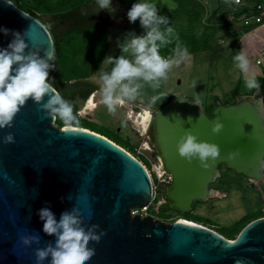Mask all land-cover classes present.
Listing matches in <instances>:
<instances>
[{"label":"water","instance_id":"95a60500","mask_svg":"<svg viewBox=\"0 0 264 264\" xmlns=\"http://www.w3.org/2000/svg\"><path fill=\"white\" fill-rule=\"evenodd\" d=\"M11 3L0 0V28L11 30L8 35L0 32V48L7 47L12 32L28 31L29 48H39L41 57L50 53L54 64L56 35L47 24L53 15L38 18ZM261 101L262 96H246L219 102L207 112L199 100L177 93L156 110L149 108L154 147L172 176L159 188L171 210L188 213L195 203L208 201L222 164L251 182L264 181L258 159L264 158V120L257 111ZM216 118L224 123L219 134L211 130ZM61 128L29 99L12 127L0 129V264H36L34 250L55 243V236L43 232L38 212L44 207L57 221L62 212L79 207L86 228L98 224L97 232L104 231L99 243L90 242L95 255L86 264H264V216L229 239L185 218L167 221L153 214H132L133 208L149 205L154 198L147 165L101 133L80 126L75 132ZM185 131L220 146V156L209 167L178 154L177 141ZM9 132L15 143L5 144L3 137ZM237 150L239 155L230 158ZM28 234H39L40 244L24 246L20 237Z\"/></svg>","mask_w":264,"mask_h":264},{"label":"clouds","instance_id":"9594fccd","mask_svg":"<svg viewBox=\"0 0 264 264\" xmlns=\"http://www.w3.org/2000/svg\"><path fill=\"white\" fill-rule=\"evenodd\" d=\"M5 2L13 6L11 0ZM99 10L114 11L112 0H95ZM236 4L240 0H235ZM130 23L137 20L144 29L143 34L135 32L118 45L121 54L107 55L102 63L112 65L110 70L103 68L94 77L99 86L98 104L104 105L109 113L115 114L118 107L136 100L145 84L153 89L160 86V81L167 78L168 71L174 64L188 58L187 48H181L177 43L174 59L165 58L160 54V48L172 43L174 29L169 25L167 17L159 15L155 4L150 2L132 3L127 11ZM11 30L0 28V32L8 35ZM13 39L6 48H0V129L12 127L14 117L31 99L39 105L46 116L51 117L53 124L57 120L62 122L61 131L75 132L78 130L79 117L83 113H76L72 104L65 100L60 92L50 82V70L55 65L50 63L52 55L45 52L41 57L40 49H30L25 37L28 31L12 32ZM26 49L28 51L26 52ZM237 67L244 73L249 72L250 62L242 51L234 57ZM54 80V78H53ZM248 90L259 91L260 85L255 74L248 75L245 80ZM47 96V102L44 97ZM159 96L151 97V103L159 100ZM96 107L97 104L92 105ZM258 114L264 120V101L259 102ZM191 117H189V120ZM224 129V123L216 118L212 121V132L219 134ZM3 143H15L14 134L9 132L3 137ZM178 154L191 162L198 159L204 168L210 166L220 156L221 149L216 143L199 140L191 131H185L177 141ZM239 155V151L229 153L230 158ZM260 159V167L264 169V158ZM43 223V232L55 236L56 240L47 243L45 247L34 250L36 264L51 257L50 264H86L94 255L95 248L89 247L90 242L99 243L105 234L103 230L97 232L98 224L84 226V217L79 207L61 213L59 221L48 207L38 212ZM26 247L40 244L39 234H28L20 237Z\"/></svg>","mask_w":264,"mask_h":264},{"label":"rangeland","instance_id":"374dc122","mask_svg":"<svg viewBox=\"0 0 264 264\" xmlns=\"http://www.w3.org/2000/svg\"><path fill=\"white\" fill-rule=\"evenodd\" d=\"M112 1L117 8L122 9L124 14L117 24L109 25L106 29L102 28V30L97 29L96 27H91L92 31H74L69 33L67 40L71 41L78 37L87 43L86 41L89 38L88 34H99V36L106 34L109 40V49L106 56L120 55L121 52L118 45L124 42L130 33L135 32L137 35H140L144 32V29L140 26L138 20L135 23H130L128 21L127 11L132 3L145 2V0H129V2H125L124 0ZM204 1L209 9L208 15L215 16L216 21L221 24V31H223L224 34H221L219 42L221 48L226 47L228 43L227 40L231 37L228 33L233 27V23H237L236 21L234 22L236 18L233 12L239 10L242 6H247V0L240 1L239 5H234L228 0ZM146 2L155 4L159 15L165 17L178 5L177 0H146ZM234 44V42H229L227 47L224 50H221V54L231 51L233 47H236ZM65 45L68 50L76 54L78 53L77 51H80L83 48L81 44H73L70 42ZM236 55L237 50H235L234 56ZM75 56L76 55L73 54L72 58L76 59ZM211 56L212 54L209 51H198L188 55L187 59L181 61L179 64L173 65L167 73V78L160 81V86L158 88L153 89L145 84L140 90V95L136 100L127 102L124 106L118 107L115 114L109 113L104 105L98 104L100 98L98 92L94 97L97 106L88 107L84 111L81 110L83 115L80 117L92 121L95 124V128L103 129L108 136L119 143L120 139L123 138L133 146L137 147V151L140 154L147 155L152 162V166L150 168L147 167L154 178L158 171V165L161 164L160 158L155 154L154 142L150 131L151 127L148 126L147 129H144L137 119V114L144 111L145 108L156 110L170 99V95L173 96L177 93L185 94L197 100L200 99L202 101L200 102L205 104L206 94H208L210 86L216 82L220 67L219 62L216 64V67L214 66V63L209 62ZM223 57H225V55L220 57V61L225 59H222ZM174 58L175 56H169V59ZM225 61H229V59ZM111 67L112 65H104L102 63L101 68L93 73L94 77L99 74L102 68L104 70H110ZM54 83L55 80L53 84ZM219 84L220 88L223 89L222 84ZM55 87L57 88V86ZM153 96L160 97V99L154 104L151 103V97ZM205 109L208 110L207 107H205ZM134 156L141 160L139 154H135ZM220 168L221 174L223 172L224 175H221L219 177L220 179L211 185L213 195L208 201L196 203L194 207L195 213L206 216L216 223V226H211L215 229H218V225L221 227L233 226L248 213L253 214L257 211L260 212L262 207L264 209V198H262L258 192H252V189L248 186L249 184H247L249 182L247 177L238 174L235 171L226 169L225 164H222ZM159 198L163 200L158 194L157 199ZM169 214L170 216L167 221L181 218V215L175 211H170ZM154 216L157 217V215ZM220 230L225 232L223 228Z\"/></svg>","mask_w":264,"mask_h":264},{"label":"trees","instance_id":"16d2710c","mask_svg":"<svg viewBox=\"0 0 264 264\" xmlns=\"http://www.w3.org/2000/svg\"><path fill=\"white\" fill-rule=\"evenodd\" d=\"M16 4H18L22 9L29 12L30 14L40 18L44 14H65L71 10H75L81 6L92 2L93 0H13ZM125 2H129V0H124ZM178 5L175 7L166 17L169 20V25L174 29V36L172 37V43L162 46L160 48V54L162 56L171 55L174 56V50L176 48L177 43H179L181 48H187L188 55L198 52V51H209L212 54V57L218 56L222 51L220 46V38L221 34H224L221 31V24L216 21L215 16H209V9L204 0H177ZM232 4H236L235 0H228ZM247 6H242L239 10L234 11L236 19L234 22H238L242 20L245 15L251 14L253 11L257 9V4L264 3V0H247ZM239 5V4H236ZM245 24V23H244ZM246 28L249 29L252 27L251 24L246 25ZM97 28V27H96ZM95 29V28H94ZM102 30L101 28H97ZM92 31V28L89 29ZM86 30V31H89ZM81 31V32H86ZM89 38L87 39V43H85L82 39L76 38L74 40L68 41L67 38L63 44L57 43L56 51L59 50L60 58L59 64L61 66V77L62 83L65 84L69 80L73 78H84L89 75H92L96 72L102 65V61L104 60L106 53L109 49V40L108 36L105 34L102 36L96 34H88ZM81 44L83 47L82 50L77 51L78 53H74L67 49L65 44ZM66 47V48H65ZM75 54V58H72V55ZM90 59V60H89ZM86 64L88 65L86 67ZM50 78V75H49ZM50 82H54L50 78ZM259 85L264 91V74L259 78ZM239 92V89L234 90L233 94L236 96ZM172 95H170V98ZM213 107L208 108V112H210ZM80 127L89 128L93 131L101 133L113 141L117 142L128 151H130L133 155L139 154L141 157V161L150 168L152 166V162L149 157L145 154H140L137 151V147L130 144V142L120 139V143L115 139L108 136L103 129L95 128V124L92 121H89L85 118L79 117ZM58 123L62 125V122L57 120ZM63 126V125H62ZM123 141V143H122ZM156 156H159L157 150L155 149ZM196 204V203H195ZM171 210L166 203L162 205L161 210L159 212H155L154 208L150 209V213L157 215V217L162 218L164 220L169 219V212ZM181 215V218H185L200 224H204L210 228L215 229L211 226H216L215 222L206 216L195 213V211H191L188 213L177 212ZM261 216H264V211L261 208L260 212H256L253 214L248 213L245 215L238 223L230 227H221L218 225V229L216 231L220 232L224 236L229 239H236L240 234L242 229L254 219H257ZM174 221V220H173ZM225 231H221L222 229Z\"/></svg>","mask_w":264,"mask_h":264},{"label":"crops","instance_id":"0c3cea01","mask_svg":"<svg viewBox=\"0 0 264 264\" xmlns=\"http://www.w3.org/2000/svg\"><path fill=\"white\" fill-rule=\"evenodd\" d=\"M92 2L96 3L95 0ZM95 5L98 7L97 4ZM112 8L114 11H105L107 14L110 13L109 15L111 16L108 17V19H105L106 21L101 22V29H106L109 25L117 24V22L124 16L122 9L117 8L113 1ZM236 24L233 23V27L228 33L231 37L227 40V45L229 42H234L236 47H233L229 52H224V54L220 53L221 55L216 57L211 56L209 60V62L214 63L215 67L219 62L220 67L216 82L210 86L209 92L206 94V106L201 103L202 101L200 99H198L201 101L200 103L204 108L207 107L208 109L213 106L215 107L219 102L227 103L238 101L246 96L264 97V91L261 87L257 92L256 90H248L245 85V80L248 75L255 74L256 79L259 82V78L264 74V68L257 64L258 56L264 51V22L252 23V27L249 29L246 28L243 19L239 20ZM226 47H222V49L224 50ZM235 50H237V55L242 51L246 54L250 62L248 73L242 72L237 67L236 61L234 60ZM222 55H225V57L222 58L225 59L220 61ZM227 59H229V61H225ZM219 83L222 84L223 89L220 88ZM236 89H239V92L235 96L233 92ZM255 191L258 192L256 189H252V192Z\"/></svg>","mask_w":264,"mask_h":264},{"label":"flooded vegetation","instance_id":"af4514ba","mask_svg":"<svg viewBox=\"0 0 264 264\" xmlns=\"http://www.w3.org/2000/svg\"><path fill=\"white\" fill-rule=\"evenodd\" d=\"M95 4L96 3L94 2H89L88 4L81 6L75 10H71L65 14H52L53 18L51 20H48L49 22L47 24L49 25L52 33L56 35V45L57 43L63 44L67 36L71 32L86 31L89 30L91 27L100 28L101 22L106 21L105 19H108V17H110L111 15H109L110 13L107 14L105 12L106 10H99V8L96 7ZM61 18L62 21H60ZM60 53L61 52L57 50V57L54 60L55 69L50 70V76L52 80L54 78V86H57V89L60 91L63 98L72 104L74 112L82 113L81 105L85 106L91 96L95 97L97 95V93L99 92V86L96 82V79H94L93 74L84 78H73L67 83L63 84V78L61 77V66L58 62L60 58ZM87 66L88 65L86 64V67ZM206 111L208 112V110ZM152 120L149 126L151 127L150 131L153 138L154 131ZM221 175L223 176L224 173L222 172ZM219 179L220 178H218V180ZM248 184L251 189H256L259 195L264 198V181L261 183H254L249 181ZM161 208L162 206L159 210H161ZM154 214L156 213L154 212Z\"/></svg>","mask_w":264,"mask_h":264},{"label":"built area","instance_id":"2783aa9c","mask_svg":"<svg viewBox=\"0 0 264 264\" xmlns=\"http://www.w3.org/2000/svg\"><path fill=\"white\" fill-rule=\"evenodd\" d=\"M240 1H242V0H240ZM242 19L246 25H249L252 23L264 22V3L257 4V9L249 15H245ZM163 57L169 58V55H166ZM257 64L259 66H261L262 68H264V51L258 56ZM154 179H155V181H154ZM171 180H172L171 174L168 173L163 167L161 168L160 171L158 170L156 172L155 177L153 178L155 194H154V198H153L152 202L149 205H145V206L140 207V208H133L132 214H136V213H139L142 215L151 214L150 213L151 208H154L155 212H159L160 207L162 206V204L165 203L164 197L159 192V188H160L161 184H165L166 182H170ZM158 194L163 198V200L161 198L157 199Z\"/></svg>","mask_w":264,"mask_h":264},{"label":"bare ground","instance_id":"6f19581e","mask_svg":"<svg viewBox=\"0 0 264 264\" xmlns=\"http://www.w3.org/2000/svg\"><path fill=\"white\" fill-rule=\"evenodd\" d=\"M96 103L94 96H91L89 98V100L87 101L86 105L82 107V110H86L88 107H93L92 105ZM97 104V103H96ZM152 110H150L149 108H145L144 111L140 112L137 114V119L138 121L141 123L142 127L144 129H147L151 120H152ZM162 168V164L158 165V170L160 171Z\"/></svg>","mask_w":264,"mask_h":264}]
</instances>
